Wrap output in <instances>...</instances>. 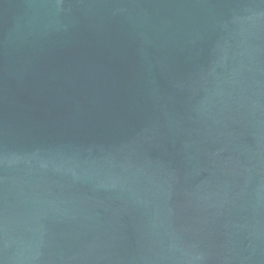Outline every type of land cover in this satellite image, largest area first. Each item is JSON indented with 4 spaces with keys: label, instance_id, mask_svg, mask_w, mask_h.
Returning a JSON list of instances; mask_svg holds the SVG:
<instances>
[{
    "label": "water",
    "instance_id": "1",
    "mask_svg": "<svg viewBox=\"0 0 264 264\" xmlns=\"http://www.w3.org/2000/svg\"><path fill=\"white\" fill-rule=\"evenodd\" d=\"M0 264H264V0H0Z\"/></svg>",
    "mask_w": 264,
    "mask_h": 264
}]
</instances>
